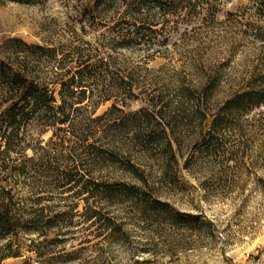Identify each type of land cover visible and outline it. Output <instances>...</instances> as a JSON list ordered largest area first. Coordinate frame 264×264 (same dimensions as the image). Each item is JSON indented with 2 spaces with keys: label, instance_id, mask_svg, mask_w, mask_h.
Returning a JSON list of instances; mask_svg holds the SVG:
<instances>
[{
  "label": "trees",
  "instance_id": "1",
  "mask_svg": "<svg viewBox=\"0 0 264 264\" xmlns=\"http://www.w3.org/2000/svg\"><path fill=\"white\" fill-rule=\"evenodd\" d=\"M205 1L89 0L70 22L102 24L107 34H98L96 44L76 41L63 48L61 43L29 45L20 40L24 56L28 50H40V62L53 56L48 66L55 68L50 80L57 91L42 76L40 85L30 80L23 65L0 61V100L6 102L0 103V166L5 177L0 186V241H4L0 260L18 255L15 241L20 234L47 238L50 232L69 233L79 215L96 225L104 241L129 243L137 229L175 233L205 226V231H212L205 219L181 213L156 196L152 180L169 185L177 178L172 170L180 156L174 148L182 142L177 128L184 121L197 120L201 125L207 119L203 103L213 76L198 85L182 80L171 90L150 92L135 80L137 66L117 68L112 53L159 45L158 32L198 18L203 10L210 12L214 5ZM245 10L259 23L249 22L253 26L249 36L264 43V0H248ZM141 93L145 106L124 111ZM108 100L111 105L94 114ZM262 105L264 69L253 71L234 90L223 116L239 118ZM222 123L218 112L211 113L207 134ZM30 126L39 127L40 135L27 133ZM46 131L51 133L43 139ZM198 135L190 154L196 159L200 131ZM144 156L158 161L157 172L137 162ZM47 200L67 201L68 208L46 209L42 203ZM79 201L81 212L74 206Z\"/></svg>",
  "mask_w": 264,
  "mask_h": 264
},
{
  "label": "rangeland",
  "instance_id": "2",
  "mask_svg": "<svg viewBox=\"0 0 264 264\" xmlns=\"http://www.w3.org/2000/svg\"><path fill=\"white\" fill-rule=\"evenodd\" d=\"M88 1L0 0V61L8 66L23 65L30 80L40 85L42 76L49 88L57 91L58 86L50 80L55 68L48 66L53 56L41 62L40 50H28L24 56L19 41L29 45L61 43L63 48L76 41L96 44L98 34H107L102 24L70 22L76 10L89 6ZM209 1L214 5L210 12L203 10L198 18L158 32L159 45L142 44L112 53L117 68L137 66L135 80L150 92L171 90L182 80L198 85L213 76L203 103L207 119L201 125L197 120L184 121L177 128L182 141L180 148H174L180 155L178 164H172L177 178L169 185L152 180L156 196L181 213L205 219L212 231H205V226L175 233L137 229L129 243L104 241L98 237L96 225L79 215L69 233L50 232L47 238L20 234L15 241L18 255L2 258L0 264H264V105L239 118L223 116L234 90L253 71L264 69V43L253 42L249 36L253 27L249 22L259 23L254 13L245 10L248 0ZM0 103L6 105L3 99ZM111 103H100L94 114L104 112ZM145 104L141 93L123 109L136 111ZM214 112L223 123L208 135ZM38 129L30 126L27 133L40 135ZM199 131L202 140L196 159L190 154ZM50 133L46 131L42 138ZM16 155L11 154L12 158ZM137 162L153 166V173L158 170L153 157L144 156ZM4 178L0 166V186L5 184ZM42 204L55 212L68 208L69 203L47 200ZM74 206L83 211L82 201Z\"/></svg>",
  "mask_w": 264,
  "mask_h": 264
}]
</instances>
